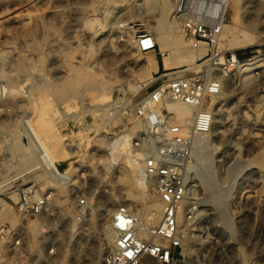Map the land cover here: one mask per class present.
I'll list each match as a JSON object with an SVG mask.
<instances>
[{
    "label": "rangeland",
    "instance_id": "1",
    "mask_svg": "<svg viewBox=\"0 0 264 264\" xmlns=\"http://www.w3.org/2000/svg\"><path fill=\"white\" fill-rule=\"evenodd\" d=\"M137 2L141 0H0V183L26 168L14 140L21 146L28 139L16 132L23 130L22 120L39 117L40 103L46 98L53 105L55 131L61 135L65 160L75 169L72 180L63 185L42 168L14 180L35 182L47 195L40 218L22 222L11 189L13 181L0 187V198L19 216L17 223L8 218L0 224L23 223L26 227L24 249L15 250L26 251L24 264H62L63 258L64 264H96L90 249L100 245L102 230L112 220L113 201L118 204L116 209L125 205L124 187L111 180L112 169L122 156L117 161L110 150L122 131L135 135L144 129L136 125L142 119L138 101L147 89L135 91L129 85L144 83L139 77L142 55L135 39L139 32L159 36L153 24L158 9L142 10ZM168 2L175 5V0ZM226 2L225 31L211 46L219 58L234 53L243 62L258 55L261 61L252 67L248 81L243 80L236 61L239 71L228 75L216 66L205 67L208 56L196 61L203 63L198 68L181 65L150 73L157 78L152 86L162 83L163 72L187 68L182 74L211 72L217 80H226L224 89L207 99L208 107L215 111L216 106L222 112L216 132L199 137L207 160L192 159L195 166L188 175L187 218L180 222L181 229L188 228L189 233L187 249L183 248L186 264H264V169L253 164V157L264 149V0L255 11L252 6L245 10V0ZM173 8L170 5L169 17ZM254 12L260 21L256 28L246 30L256 34V41L246 47L229 46V39L242 36L238 29L245 27L243 18ZM90 19L94 20L91 24ZM178 35L173 30L169 38L177 42ZM156 55L162 65L159 45ZM18 63L26 67L20 70ZM80 73H92L107 84V94L96 97L95 91L77 80ZM67 82L72 86L59 95V86ZM192 205L195 213L188 218ZM143 211L141 207L140 213ZM34 219L42 224L39 232L30 227ZM21 256L17 253L15 258ZM104 257L97 258V264H104Z\"/></svg>",
    "mask_w": 264,
    "mask_h": 264
},
{
    "label": "built area",
    "instance_id": "2",
    "mask_svg": "<svg viewBox=\"0 0 264 264\" xmlns=\"http://www.w3.org/2000/svg\"><path fill=\"white\" fill-rule=\"evenodd\" d=\"M226 7V0H175L173 17L181 23L183 32L191 40L211 46L222 33ZM136 37L140 52L158 47L155 37L149 33L139 32ZM217 55L214 49L209 50L205 55L208 56L205 67L216 66L227 75L233 70L239 71L235 61L240 59L234 53H223L222 60ZM210 73L183 76L175 71L161 74L163 80H167L162 83L161 93L193 106V120L186 134L181 132L179 125L173 124L169 126V135L164 136L157 132L163 121H157L132 135L133 149L141 152L144 176L155 181L163 205L162 216L152 227L149 237L140 238L136 234V217L125 205L119 206L113 215L115 245L106 252L104 264H185L178 205L188 192L195 139L209 133L213 125L214 113L207 106V99L220 93L221 86ZM111 116L112 112L107 118L110 120ZM85 122L89 124L88 120ZM11 189L17 196L14 202L22 222L45 210L47 195L39 184L13 181ZM195 209L196 206L192 205L187 212L188 218L193 217ZM25 238L23 223L17 226L0 224V264H24L22 258L26 251L15 250L24 249ZM17 253L22 254L18 260L15 258Z\"/></svg>",
    "mask_w": 264,
    "mask_h": 264
},
{
    "label": "bare ground",
    "instance_id": "3",
    "mask_svg": "<svg viewBox=\"0 0 264 264\" xmlns=\"http://www.w3.org/2000/svg\"><path fill=\"white\" fill-rule=\"evenodd\" d=\"M137 4L142 10H144L145 8L149 10L154 8L158 9V12L156 14L158 15V17L156 18L153 24L159 34L158 37H155V41L160 47V52L163 54V68L170 69L174 67H179L181 65L192 66L194 64L195 66L192 68H198L203 63H206L208 61L205 60L202 64L196 63L198 59L203 58L205 56L208 50L212 49V46H208L204 42H194L188 36H185L183 34V29H181V23L173 17V14H171L170 17L168 16L171 10L170 5L174 6V4L169 3L168 0H141V2H137ZM259 4L260 0H245V2L243 3V7L245 8V10L249 11L248 9L251 6L254 10ZM243 19V24L245 27H241L238 29L239 32H242V36H236L232 39H229L228 45L232 46V48L246 47L255 42L257 39L256 34L252 33V31L249 32L246 30L251 27L256 28L259 20L256 17V13L255 15L245 16V18ZM89 21L90 24L94 22V20L91 19ZM225 27L226 26L223 24V32L225 31ZM173 30L180 33V35H178L180 40L177 42H174L169 38V33ZM222 42H220V45H223ZM139 54L142 55V70L139 77L144 78V83H140L141 81H139L140 85H137L135 83L129 85L130 88H135V91L141 90L144 86L147 90L145 89L146 94L142 96L138 101V108L142 111V119L140 122H138V125H136V127L143 126L145 129L148 127L149 124L152 125L157 121H163L162 124L157 127L158 133L164 136H168L169 126L176 124L181 127V132L183 134H186L193 120V106L184 101L164 96L161 93V86H163L162 83H165V81L167 80H163L162 83L158 84L157 86H152L157 78L154 75L150 77V73L152 71L158 72L159 67L156 50L152 49L148 51H139ZM219 59L222 60V58ZM260 61L261 58L257 55L245 59L243 62H236L238 66L241 65L240 68L241 70H243V80H249L252 67L260 63ZM18 64L19 67L17 68H19L20 70L26 67L23 66V63ZM20 70L18 72H20ZM27 70H24L22 72H26ZM186 70H188V68L179 70L178 72L181 73V75L185 76L182 73ZM77 80L87 86L88 89L95 91L94 93H96V97H100L101 95L105 96L107 94L105 90L106 88H108V85L103 83L100 79H97V77L92 73H80L79 75H77ZM217 81L223 90L226 85L225 78L219 77ZM71 86V82H67L59 86V89L57 90L58 94H65ZM51 106L53 107V105L46 98V100L40 103L38 110L41 112L39 113V117H37L36 120L34 118L22 120L23 126L21 129L23 130H17L16 134L18 136L21 134H25L28 140L24 142L21 146H18L19 140L15 139L14 145L15 148L20 152L22 157L21 160L26 165V168L22 171H19L18 174L16 173L17 175H15L14 177L6 178L2 183H0V187L10 185V183H12V181H14L16 178L33 172L39 168H42L43 171L49 174V176L53 180H55L56 183H59L61 185L72 180L71 172H73L75 169L73 168V166L69 167V163L65 160V148L62 143L61 135L57 131H55L54 117H52L53 108ZM214 110V120L212 128L210 130L211 133L216 132L218 127L217 118L219 115L222 114L220 109H217L216 106L214 107ZM122 132L123 133H119L117 135L114 141L115 146L110 150V153H112L116 157L117 161L120 159L119 157L122 156L120 162H118L117 165H115V167H113L112 169L113 171L111 180L117 182L119 185L124 187L122 202L125 203V206L129 208L131 213L137 219L136 234L140 238H147L150 235L152 227L156 225L161 219L163 205L160 196L156 192L154 179L144 176L143 161L140 159L141 152H136L133 149L131 139L132 133L130 131ZM210 132L196 137L195 144L192 149L193 159H196L201 162L203 159L207 160L205 149L201 146L199 137L208 135L210 134ZM17 135L15 136V138L17 137ZM198 142L199 145L197 148L196 145ZM119 146L122 147L121 150L119 149ZM213 147H215V145ZM249 162L251 164V158H249ZM39 163L41 165L40 167L38 166ZM253 164L258 165V167L261 169H264V149L256 153L255 157H253ZM193 165L195 166V164L192 163L190 165V168H192ZM203 167L205 175L207 177H210V171L207 166L203 165ZM67 168L70 170L66 171L68 170ZM150 187H152L153 192L151 191ZM190 194L191 185L189 184L188 192L185 198L180 201L178 205L177 217L179 224L182 220L186 221L187 216L185 214V210L188 195ZM15 198H17V196H15ZM139 198H145V200L139 201ZM113 204L115 208L112 209V213L118 209H116V206H118V204H116L114 201ZM141 207L144 209L142 213H140ZM39 215L37 216L40 218ZM8 218L11 219L12 223L14 224L17 223L19 216L16 210L13 212V210H11V208L9 207V204L5 200L0 198V221H4ZM41 225L38 220L35 219L30 222V227L34 232H39L41 230ZM186 229L188 228H184L182 230L180 225V231L182 235V246L184 249H187L186 241L187 237L189 236V233ZM102 232L103 236H101L102 238L100 240V245H98L97 247L92 246L90 249L92 259L96 262V264L99 262V260H102L101 257L103 255L105 256V253L108 250L114 248L116 231L113 225V217L111 222L105 227L104 231L102 230ZM97 258H99V260ZM64 260L65 258H63L60 263L64 264ZM186 260L187 258L185 259V264ZM28 264L31 263L29 262Z\"/></svg>",
    "mask_w": 264,
    "mask_h": 264
},
{
    "label": "crops",
    "instance_id": "4",
    "mask_svg": "<svg viewBox=\"0 0 264 264\" xmlns=\"http://www.w3.org/2000/svg\"><path fill=\"white\" fill-rule=\"evenodd\" d=\"M159 67H158V70L160 71V70H162V71H167L168 69H165V68H163V65H161L160 63H159V65H158ZM163 73H169V72H163Z\"/></svg>",
    "mask_w": 264,
    "mask_h": 264
}]
</instances>
